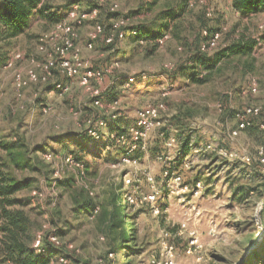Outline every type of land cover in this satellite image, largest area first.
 <instances>
[{"label":"rangeland","instance_id":"374dc122","mask_svg":"<svg viewBox=\"0 0 264 264\" xmlns=\"http://www.w3.org/2000/svg\"><path fill=\"white\" fill-rule=\"evenodd\" d=\"M113 2L53 0L61 21L69 7L86 12L101 4L95 19L77 26L76 47L88 66L74 76L61 75L54 50L61 39L51 38L57 23L46 31L40 18L11 44L24 58L0 71V168L30 180L13 197L37 223L35 242L40 233L42 239L58 233L63 244L72 245L67 264H153L166 244L174 246L173 264H264V165L258 159L264 131L255 126L231 135L236 110L260 106L259 120H264V11L243 15L232 0H116V9ZM121 18L126 26L136 25L140 36L137 30L129 32L121 49L101 55L107 50L109 23ZM97 23L104 32L90 49L87 43ZM205 25L221 30L216 45L209 43L201 53L197 40L207 34ZM162 31H169L163 45L146 52L149 44L143 38ZM247 38L259 40L251 55L234 54L208 69L199 64L200 55ZM32 58L51 63L52 74L46 81L30 82L19 94L14 79L17 74L28 78ZM113 63L120 72L112 70L102 82L91 78L81 83L89 69ZM176 64L182 68L174 73L170 69ZM194 75L207 80L196 82ZM108 84L117 89L118 103L96 105L94 90ZM66 85L68 89H59ZM160 100L166 108L137 162L120 158L112 135L128 129L141 108ZM89 127L102 134L100 139L84 133ZM171 138L175 140L168 145ZM231 151L253 159L232 158ZM49 152L55 154L51 159ZM68 153L81 157L86 171L77 160L80 166L67 162ZM160 153L170 159H158ZM167 167L171 177L164 176ZM177 174L180 182L173 180ZM148 175L156 180L154 202L144 200L153 190ZM129 177L131 185L125 180ZM117 193L137 198L134 206L128 202L130 242L120 254L112 252L120 240L114 241L104 221Z\"/></svg>","mask_w":264,"mask_h":264},{"label":"trees","instance_id":"16d2710c","mask_svg":"<svg viewBox=\"0 0 264 264\" xmlns=\"http://www.w3.org/2000/svg\"><path fill=\"white\" fill-rule=\"evenodd\" d=\"M232 6L236 11L246 15L264 11V0H232ZM94 7H101V4L94 3L91 9ZM55 8L53 0H0V71L11 58L13 53V46L11 44H13V40H16L29 31L34 19L40 18L46 31L49 30L51 26L61 21V16L56 13ZM69 8L71 9L72 7ZM115 20L116 19L112 21L114 22ZM113 22H110L108 25V35L112 33ZM122 30L124 35L122 38L116 36L113 43L109 44L105 42L107 50H103L104 52H115L116 50L121 49L129 32H136L137 27L136 25L134 27L130 25L123 27ZM138 30L136 36H140V31ZM203 30H206L207 34L203 35L202 33L199 36L197 40V49L201 53H206L205 50H203L204 46L209 44L212 36L217 31L221 30V27L213 28L205 25L203 26ZM168 32L169 31H162L153 34L150 37L147 36L148 38H143L145 39L144 44H149V47L146 48V52H150L156 47H161L163 44L160 43V39L166 34H169ZM107 34L106 36H108ZM106 36L104 35V37ZM258 42L259 40L257 38H247L228 42L225 46L216 48L213 53H211L212 55H200V58L198 59L199 64L208 69L221 60L234 54L251 55ZM126 48H131L130 53L135 52L134 47L126 46L125 49ZM180 68H182V65L176 64L170 70L177 73ZM112 70L120 72L117 67ZM58 72L60 71L58 70ZM110 73H107L106 75H109ZM61 75L64 74L62 73ZM124 78L125 76L118 80L122 81ZM195 80L196 82L203 83L207 78L205 75H198V77H195ZM116 90L117 89L109 84L104 89L102 88L101 98L105 105L118 100ZM234 112L233 114L235 116ZM262 114L263 113L261 112L259 116L255 117L253 119V124L246 129L256 126L264 131V129H261L259 126L260 122H264V120H259V117ZM84 133L93 139H100L102 136L101 134V136L97 138L91 135L88 130H85ZM115 133L116 138L112 139L114 140L112 141V144L118 147V150L122 153H120L121 158L127 153L128 142L120 144L117 142V138L123 134L129 136V131L126 129L124 132L116 131ZM140 152L141 148H138L132 156L138 158ZM49 154L55 156L52 152H49ZM68 154L73 155L75 160L82 164L83 167L86 166L84 169L86 171L87 163L81 157L73 153ZM29 185V178L19 180L11 176L8 172H3L0 168V261L8 264H54L59 254H66V256L69 257L66 252L68 250V245L67 243L56 245L50 241L49 235H45L41 244L42 248H44V252H39L37 247L34 246L37 223L32 220L23 207L17 205L20 202L13 197ZM125 197V193L114 194V197L112 198V209L105 211L106 217L104 221L108 227L109 235L113 234L115 242L120 240V243L115 245L114 251H112L117 254L124 252L127 248V243L130 242L128 238L130 228H128L127 225L130 220V215L127 211L129 203L125 201ZM123 201L124 203H122ZM134 205L135 204H132V206ZM96 207L97 203L92 204L91 210ZM115 228H119L120 230L114 232ZM58 236L61 239L63 238L59 234ZM53 250L55 251V255L52 254ZM52 256L55 259L53 262Z\"/></svg>","mask_w":264,"mask_h":264},{"label":"built area","instance_id":"2783aa9c","mask_svg":"<svg viewBox=\"0 0 264 264\" xmlns=\"http://www.w3.org/2000/svg\"><path fill=\"white\" fill-rule=\"evenodd\" d=\"M114 1V2H113ZM116 0H112L113 2V8H118V3H115ZM98 8L94 7L93 9L89 11H78L76 7H72L67 15V19L64 21L58 22L54 26V30L51 33V38L53 40L55 39H61L60 44H55L54 50L57 51L59 55V67L61 69V72L68 76L72 77L76 73L77 69L82 67H87V63L81 58V55L76 47V41L78 39V30L77 26H79L81 23H83L87 19H95L98 15ZM126 26V20L121 18L117 19L113 22V28L112 33H110L107 38V43H113L114 38L116 36L122 38L123 35V27ZM261 28H264V22L260 25ZM104 31V26L101 23H97L95 25L94 31L90 33V40L87 43V47L90 49H93L95 46V39L102 34ZM207 33V31L205 30ZM48 35H45L47 37ZM169 37L168 34H166L164 37L160 39V43L163 44L165 42V39ZM220 34L215 33L212 38L210 39V46H215L217 40L219 39ZM43 48V47H42ZM24 58V55L19 52H13L11 55V58L7 61L5 64L6 69H13L16 67L17 63L21 61ZM31 66L28 67L27 75L28 78H24L21 75L17 74L14 79V85L17 91L20 93L22 89H24L30 82H39L41 80L46 81L49 76L52 74V68L51 63H42L38 61L35 58H32L30 60ZM114 64L109 65L105 69H89L87 72H85L82 76L81 83L87 84L91 78H96L99 80V82H102L105 79V75L107 73H110L114 67ZM38 68H42L43 72L39 73ZM60 90L62 89H68V86L60 87ZM253 90L256 91V87H253ZM102 90L100 88H97L94 90V103L99 106H103L104 103L102 101ZM118 101L111 102L110 104L106 106L114 107ZM166 104L163 100H160L156 103H151L146 105L145 107L141 108L138 113L135 122L128 128L129 136L123 134L120 137L117 138V142L120 144H125L128 142V148L127 153L124 155L123 159L126 161H131L133 163L137 162V157L132 156V154L137 150L138 148H142L144 141L149 137L151 131L156 127L157 124L160 122V116L161 112L165 110ZM262 112V109L260 106H247L243 109L236 110L235 118L237 120V126L235 129L232 130L231 135L236 136L239 134L241 130H244L251 126L253 124V119L257 116H259ZM100 124L106 126L107 123L105 121H101ZM259 126L261 129H264V122H260ZM88 132L95 136L100 137L101 133L93 128L89 127ZM164 135V133H163ZM113 138H116V135H112ZM170 141L167 142L168 145H171L174 138L169 139ZM259 156L258 159L261 161V164L264 165V147L261 146L259 149ZM52 154H48L47 158L51 159ZM229 156L232 158H241L243 160H246L247 162H251L253 159V156L242 153L239 154L236 151L229 152ZM66 161L70 164H75L77 166H80L78 162H76L73 155H68L65 157ZM158 159L166 161L167 159H170L169 156L165 155V153H160L158 155ZM164 176L168 177L170 175V168H165L164 170ZM128 184H132V179L129 177L125 179ZM148 183H150L151 188L153 189L151 193L144 196V200L154 202L156 200V197L158 195V190L156 189V180L151 175L147 176ZM174 182H180L182 180L181 175H176L173 178ZM125 200L129 203L136 204L137 198L134 197V194L126 195ZM153 210L155 212H159L160 209L156 206H153ZM49 239L51 242H53L56 245L63 244L62 239L53 233L49 234ZM195 240L191 241V244L195 245ZM42 244V238L41 233L39 234L36 242L34 243V246L37 247L39 252H44V248L41 246ZM68 247H72V245H68ZM188 252H191V248L188 249ZM103 261H101L100 264H105ZM68 263V256L66 254H59L57 257V260L54 264H67ZM174 263V246L166 244L165 249L161 253V257L159 259L153 260V264H173Z\"/></svg>","mask_w":264,"mask_h":264},{"label":"crops","instance_id":"0c3cea01","mask_svg":"<svg viewBox=\"0 0 264 264\" xmlns=\"http://www.w3.org/2000/svg\"><path fill=\"white\" fill-rule=\"evenodd\" d=\"M105 54V52L104 51H102L101 52V55H104ZM105 87H107V85L106 86H104L103 88H105Z\"/></svg>","mask_w":264,"mask_h":264}]
</instances>
